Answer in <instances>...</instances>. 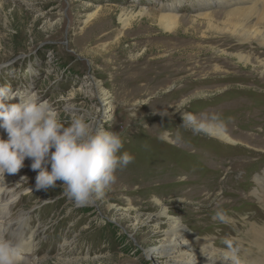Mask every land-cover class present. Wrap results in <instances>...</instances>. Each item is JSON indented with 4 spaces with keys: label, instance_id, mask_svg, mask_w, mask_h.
<instances>
[{
    "label": "rangeland",
    "instance_id": "374dc122",
    "mask_svg": "<svg viewBox=\"0 0 264 264\" xmlns=\"http://www.w3.org/2000/svg\"><path fill=\"white\" fill-rule=\"evenodd\" d=\"M237 6L246 7L221 0H0V87L35 91L65 127L75 115L118 132L122 152L134 157L87 204L66 196L61 181L36 189L39 170L18 176L1 201L14 198L9 218L27 224L30 263L171 264L153 255L169 228L154 219L164 208L215 250L232 239L240 264H264V252L250 243L252 230L264 226L263 200L253 196L264 191V46L234 37L242 22L226 12ZM131 14L122 30L119 18ZM160 15L175 17L170 32ZM95 83L111 100L105 115ZM179 112L216 117L212 128L220 130L193 132ZM219 132L231 141L216 139ZM218 210L228 223L214 218Z\"/></svg>",
    "mask_w": 264,
    "mask_h": 264
},
{
    "label": "clouds",
    "instance_id": "9594fccd",
    "mask_svg": "<svg viewBox=\"0 0 264 264\" xmlns=\"http://www.w3.org/2000/svg\"><path fill=\"white\" fill-rule=\"evenodd\" d=\"M179 113L182 126L196 133L219 126L216 117ZM0 130L7 135V139L0 138V176L17 173L25 159H30L31 169L39 170L36 189L54 188L56 181H61L64 194L78 204L103 196L115 182L116 172L134 160L128 152H122L123 140L118 132L93 127L75 115L65 127L54 107L35 91L0 87ZM214 218L222 223L230 221L223 210H218ZM223 243L220 257L230 264H240L236 242L225 239ZM19 258L12 248L0 245V264H18Z\"/></svg>",
    "mask_w": 264,
    "mask_h": 264
},
{
    "label": "bare ground",
    "instance_id": "6f19581e",
    "mask_svg": "<svg viewBox=\"0 0 264 264\" xmlns=\"http://www.w3.org/2000/svg\"><path fill=\"white\" fill-rule=\"evenodd\" d=\"M221 1L223 4L228 5V7L235 4H238L240 6L241 5L246 6L245 8H238L239 6H237L234 7L235 9L226 12L228 19L236 20V23L242 22V24H240L239 27L236 28V26H234L232 28L233 33H235L234 37L242 44L249 42L250 39H255L257 41H260V44L264 46V26L260 25L261 24L260 20L264 19V0H221ZM144 14L145 12H141L139 16H143ZM96 15L97 13L94 12L93 14L87 16L85 23L91 21ZM172 17L174 16L160 15V18L157 19L160 26L163 27L164 32L165 31L170 32L174 27L173 25L175 24L174 21L175 17L174 18ZM250 18H253V20L250 21ZM134 19L135 17H133L132 14L129 17L124 16L119 18L118 21L121 24V29L122 30L128 29L130 27L131 22ZM236 59L242 65L250 64L249 59L241 55L236 56ZM262 67L264 68V64H262ZM94 85L98 95L99 105L103 110V114L105 115L111 111L109 107V103L111 102V100L108 97H106L107 94L105 93L103 87H100L96 83ZM210 129H213V131H218L219 128L209 127L207 130ZM248 131L250 130L248 129ZM214 137L218 140H222L225 142L231 141L230 138H228L227 136H225L220 132ZM0 138L7 139L6 133L3 132L2 130H0ZM30 164L31 161H29L26 158L24 161V166L17 173L15 174L5 173L3 177L0 176V245H6L12 248L14 252L19 254L20 258L18 260V264H34L33 262L31 263L29 262L31 258V254H30L31 249L29 248V244H30V237L32 236H27V237L25 236L27 231V224L24 219L16 220L9 218V215H11L12 212V210L10 209V205L14 203L15 199L8 198L9 200L7 202H3L1 201V199L4 198V196L9 191L12 192V188L16 186L18 176L21 173H23V171L25 170L32 171V169H30L31 168ZM257 181L259 180L256 179L255 184L257 183ZM9 185H11L12 187L9 188L8 187ZM261 193H262L261 198H259V194L257 195L256 193H254L253 196L256 197L258 200H263L264 203V191H261ZM151 217H153V215L148 217L147 222ZM156 218L166 219V223L169 226V228L167 229V231L163 232V236H162L163 240L161 246L153 251V255H155V257L168 259L171 264H230V261H225L223 258H221L220 251L215 250L207 241L194 236V234L191 232L186 231L185 228L182 226V224L178 222V219H176L175 217L167 218V213L164 208L155 215L154 219ZM152 224L153 226L156 225L154 223ZM11 227H14L13 231L11 233L6 232L9 231ZM252 232L253 235L250 237L251 240L250 243H251V247H254L253 252L254 251L256 253L264 252V226L260 228L258 227L257 230L253 229ZM13 233L16 234L15 238L12 236ZM246 251H248V249ZM249 252L251 253V251ZM151 253L152 252H148L147 256L148 257L151 256ZM243 254H244L243 257H250L251 261H256V258L251 257L249 253L246 254L243 253ZM244 260L247 261L248 259H244ZM244 260H242L243 263L241 264H244Z\"/></svg>",
    "mask_w": 264,
    "mask_h": 264
}]
</instances>
